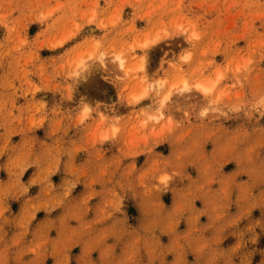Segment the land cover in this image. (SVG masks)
<instances>
[{"label": "rangeland", "instance_id": "obj_1", "mask_svg": "<svg viewBox=\"0 0 264 264\" xmlns=\"http://www.w3.org/2000/svg\"><path fill=\"white\" fill-rule=\"evenodd\" d=\"M0 264H264V0H0Z\"/></svg>", "mask_w": 264, "mask_h": 264}, {"label": "bare ground", "instance_id": "obj_2", "mask_svg": "<svg viewBox=\"0 0 264 264\" xmlns=\"http://www.w3.org/2000/svg\"><path fill=\"white\" fill-rule=\"evenodd\" d=\"M183 59H185V57H183ZM114 61L116 62V64H117V66H118V68H120V69H122V70H124L125 69V60H124V58L120 55V54H117V55H115L114 56ZM129 72V71H128ZM125 74L127 73L126 71L124 72ZM182 84V83H181ZM163 86H164V82H162V81H159L157 84H156V91H160L162 88H163ZM194 88V90H196V91H198V92H200V93H202V94H208V93H210L211 92V90H212V85H207V83L206 84H204V83H198V84H196L195 85V87H193ZM190 88H188L186 85H182V87H181V91H187V90H189ZM138 98V97H137ZM163 102V101H162ZM161 102V103H162Z\"/></svg>", "mask_w": 264, "mask_h": 264}]
</instances>
